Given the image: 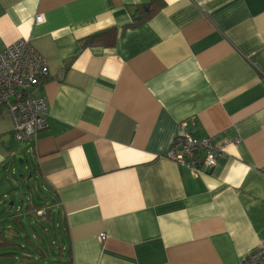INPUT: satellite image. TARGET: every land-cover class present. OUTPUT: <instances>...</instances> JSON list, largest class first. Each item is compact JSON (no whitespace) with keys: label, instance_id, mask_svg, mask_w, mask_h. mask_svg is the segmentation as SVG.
<instances>
[{"label":"crops","instance_id":"0c3cea01","mask_svg":"<svg viewBox=\"0 0 264 264\" xmlns=\"http://www.w3.org/2000/svg\"><path fill=\"white\" fill-rule=\"evenodd\" d=\"M162 1L136 23L150 0H0V52L24 38L47 63L31 90L47 126L25 144L58 229L48 264H233L264 247V0ZM182 121L225 143L201 173L167 156ZM20 150L2 107L0 178ZM11 254L0 264H27Z\"/></svg>","mask_w":264,"mask_h":264},{"label":"built area","instance_id":"2783aa9c","mask_svg":"<svg viewBox=\"0 0 264 264\" xmlns=\"http://www.w3.org/2000/svg\"><path fill=\"white\" fill-rule=\"evenodd\" d=\"M42 20L36 15L35 22ZM47 74V63L28 39H17L0 52V110L5 107L12 120V133L18 142L31 141L47 126L48 106L44 96L31 95V90ZM225 143L211 136L195 137L187 130L186 121L174 137L167 156L188 167L194 174L215 165ZM44 214L43 209L37 210ZM105 235L99 236L100 240ZM233 264H264V247L243 255Z\"/></svg>","mask_w":264,"mask_h":264},{"label":"rangeland","instance_id":"374dc122","mask_svg":"<svg viewBox=\"0 0 264 264\" xmlns=\"http://www.w3.org/2000/svg\"><path fill=\"white\" fill-rule=\"evenodd\" d=\"M21 148L22 150L14 158L13 174L2 175L0 178V230L4 232H0V234L2 233L12 244L1 247L0 256L2 257V253H12L10 257L16 259L13 261L26 262L27 264H48L54 258L52 253H56L58 248V243H56L58 229L55 221L53 220L51 223L45 213L38 214L37 210L30 212L25 209L26 204L34 205V203L47 209L49 205L46 204H50V200L45 197V195L48 196V193L42 188L41 179L38 176L32 175L27 179L29 171L35 173V170L31 161L32 155L26 152L25 142H21ZM19 158L24 161L23 177L19 176L17 170ZM29 166L30 168H28ZM19 193H23L24 200L19 199ZM15 216H17V220L13 218ZM42 254L45 255L44 258L49 257V259H45L46 261L34 259L35 256Z\"/></svg>","mask_w":264,"mask_h":264},{"label":"trees","instance_id":"16d2710c","mask_svg":"<svg viewBox=\"0 0 264 264\" xmlns=\"http://www.w3.org/2000/svg\"><path fill=\"white\" fill-rule=\"evenodd\" d=\"M164 5V2L162 0H150V8H148V10L146 11L145 8H141V7H136V9L134 10V21H137L136 23L148 18V16H150L152 13H154L155 11H157L158 9H160L162 6ZM107 31L101 32V33H96L93 35H89L87 37L84 38L83 43L85 45H92V44H99L102 41H104V37ZM19 199L22 201L24 200V195L23 193L19 194ZM44 209V212L46 214V218H50L51 217V210L50 208L45 209L43 206L37 205V204H26L25 209L29 210L30 212H33L35 210H39V209ZM14 220H17V217H14ZM9 245H12L5 237L0 236V248L1 247H7Z\"/></svg>","mask_w":264,"mask_h":264},{"label":"water","instance_id":"95a60500","mask_svg":"<svg viewBox=\"0 0 264 264\" xmlns=\"http://www.w3.org/2000/svg\"><path fill=\"white\" fill-rule=\"evenodd\" d=\"M18 173H19V176L20 177H23V174H22V171H23V159L19 158L18 159ZM31 176V172H29L28 176H27V179L30 178Z\"/></svg>","mask_w":264,"mask_h":264}]
</instances>
